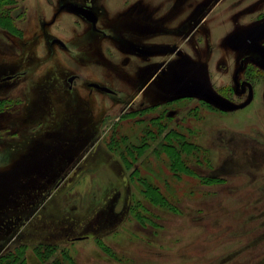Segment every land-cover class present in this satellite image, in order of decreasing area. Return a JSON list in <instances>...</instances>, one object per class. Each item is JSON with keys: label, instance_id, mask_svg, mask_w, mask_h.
Wrapping results in <instances>:
<instances>
[{"label": "rangeland", "instance_id": "obj_1", "mask_svg": "<svg viewBox=\"0 0 264 264\" xmlns=\"http://www.w3.org/2000/svg\"><path fill=\"white\" fill-rule=\"evenodd\" d=\"M0 264H264V0H0Z\"/></svg>", "mask_w": 264, "mask_h": 264}, {"label": "water", "instance_id": "obj_2", "mask_svg": "<svg viewBox=\"0 0 264 264\" xmlns=\"http://www.w3.org/2000/svg\"><path fill=\"white\" fill-rule=\"evenodd\" d=\"M68 7H69V10L84 16L88 20H91L92 22L95 21V16L89 9H86L85 7L79 6L77 4H70ZM239 41H240L239 35H233L232 37H230L228 39V42L231 45H236L239 43ZM131 48L134 51H136L140 54H143V55L150 53L149 51H147L146 49L141 48V47L131 46ZM73 78H74V76H71L69 78L70 81L73 80ZM89 86H93L94 88H97V89L104 91V92H108V93L112 92V90L110 88H108L107 86L99 85L98 83H90ZM196 91L200 96H203L208 101H210L211 103H213V104H215L221 108L232 109V108L238 107V105L214 94L211 90H209L207 87H205L203 85H197Z\"/></svg>", "mask_w": 264, "mask_h": 264}, {"label": "flooded vegetation", "instance_id": "obj_3", "mask_svg": "<svg viewBox=\"0 0 264 264\" xmlns=\"http://www.w3.org/2000/svg\"><path fill=\"white\" fill-rule=\"evenodd\" d=\"M70 4H76V3H70ZM70 4H68L67 6H69ZM77 5H79V6H83V7H85L86 9H89V10L94 14V16H95V22H97V14L95 13V11H94L92 8H90V7H88V6H85V5H82V4H81V5H80V4H77ZM62 6H64V5H61L60 7H62ZM78 15H80V14H78ZM80 16H81L84 20H86L87 22H89V23L91 24V27H92V29L95 30V32L100 33L101 35L103 34V32H100L99 30L96 31V26L92 23L91 20H88L87 18H85V17L82 16V15H80ZM52 43H57V44L63 46L62 41L59 40V39H53V40H52ZM131 46H137V47L144 48V49H146L147 51H149L150 53H149V54H145V55L140 54V53L134 51V50L131 48ZM128 48H129L132 52H134V53H136V54H139V55H142V56H147V55H150V54H151V51H150L149 49L145 48L144 46L131 44V45L128 46ZM13 75L15 76V74H13ZM13 75H6V76L2 77L1 79H2V80L11 79L12 77H14ZM71 76H74L73 80L76 79V75H71ZM71 76L68 77V81H69L70 83L73 82V80L70 81V79H69ZM90 83H96V82H89V83H88V86H89ZM98 84H99V83H98ZM99 85H100V84H99ZM89 87H91V88H93V89H95V90H98V91H100V92H104V91H101V90H99V89H97V88H94L93 86H89ZM108 88H109V87H108ZM106 93H108V92H106ZM109 94L114 95L115 93H114L113 90H112V92H110Z\"/></svg>", "mask_w": 264, "mask_h": 264}]
</instances>
